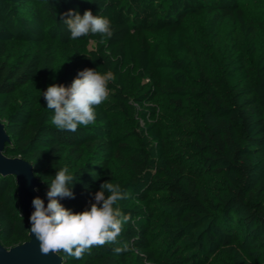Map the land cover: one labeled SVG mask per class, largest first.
Returning <instances> with one entry per match:
<instances>
[{"label":"trees","instance_id":"trees-1","mask_svg":"<svg viewBox=\"0 0 264 264\" xmlns=\"http://www.w3.org/2000/svg\"><path fill=\"white\" fill-rule=\"evenodd\" d=\"M254 3L261 20L247 11ZM69 10L108 18L113 36L72 40ZM195 17L208 42L194 38ZM8 41L32 48L12 57ZM47 41L79 44L54 83ZM88 68L114 73L109 99L93 124L60 130L42 92ZM150 72L130 97L126 79ZM31 83L35 95L16 103ZM0 120L5 153L34 165L46 202L63 166L76 175L75 198L60 200L73 212L89 208L106 181L129 193L119 202L131 219L118 244L80 260L61 253L63 264H264V0H0ZM16 194L15 178L0 176L6 247L28 238Z\"/></svg>","mask_w":264,"mask_h":264},{"label":"clouds","instance_id":"clouds-1","mask_svg":"<svg viewBox=\"0 0 264 264\" xmlns=\"http://www.w3.org/2000/svg\"><path fill=\"white\" fill-rule=\"evenodd\" d=\"M64 15L63 23L72 40L90 34L99 35L102 40L113 36L110 20L93 15L91 10L84 11L83 15L69 10ZM115 79L111 71L101 73L88 68L79 71L68 87L48 86L42 96L47 108L54 111L53 125L63 131L76 132L80 126L93 124L96 109L109 99V84ZM75 179L76 175L71 174L67 166L58 167L46 193L47 205L39 196L32 200L34 211L29 216V231L38 241L41 255L63 253L80 260L95 247L118 244L124 225L131 219V215L125 214L119 206L120 201L129 198V193L111 181L101 183L100 190L94 194V202L84 211L65 208L60 200L75 198L72 190ZM127 250L126 243L113 248L116 254Z\"/></svg>","mask_w":264,"mask_h":264},{"label":"water","instance_id":"water-1","mask_svg":"<svg viewBox=\"0 0 264 264\" xmlns=\"http://www.w3.org/2000/svg\"><path fill=\"white\" fill-rule=\"evenodd\" d=\"M10 142L5 124L0 120V176L15 178L16 197L21 215L29 218L32 211V200L39 196L47 202L39 191L40 181L34 172V165L20 155L5 153L6 144ZM38 189V191H36ZM31 225L29 223V229ZM28 229L27 239L21 243L6 247L0 242V264H63L61 254L41 255L38 241Z\"/></svg>","mask_w":264,"mask_h":264},{"label":"rangeland","instance_id":"rangeland-1","mask_svg":"<svg viewBox=\"0 0 264 264\" xmlns=\"http://www.w3.org/2000/svg\"><path fill=\"white\" fill-rule=\"evenodd\" d=\"M249 15L252 18H255L257 20H261V8L259 7V4L254 3L253 5L249 6V9L247 10ZM204 19L203 17H195L193 18V27H194V38L196 41H209V36L206 33L205 26H204ZM7 43V42H6ZM93 43L89 42L88 46H91ZM48 47L51 48L54 57H55V64H54V69L51 73L50 76V81L49 83H54L57 80V77L59 73L61 72V69L63 66V63H65V59L67 58V51L70 46H75L79 45L76 42H72L67 46H61L57 45V43L47 41L45 43ZM7 51L8 53L12 56L15 57L21 52L25 50H30L32 46L30 44H25L16 42V41H8L6 44ZM153 80V72H150L147 74L146 77L142 79H138L135 77H129L126 79V85H127V93L130 95V97H133L134 95L142 92ZM37 91V86L34 83H31L23 89H20L18 92L15 93V101L18 103L22 99H27L30 100L33 95H35ZM159 102L163 103V100H159ZM3 120V119H2Z\"/></svg>","mask_w":264,"mask_h":264}]
</instances>
